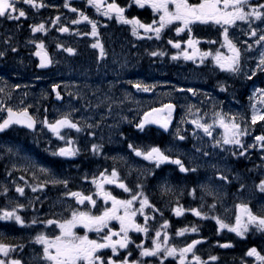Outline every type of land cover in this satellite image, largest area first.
I'll list each match as a JSON object with an SVG mask.
<instances>
[{
    "label": "flooded vegetation",
    "instance_id": "flooded-vegetation-1",
    "mask_svg": "<svg viewBox=\"0 0 264 264\" xmlns=\"http://www.w3.org/2000/svg\"><path fill=\"white\" fill-rule=\"evenodd\" d=\"M42 2L46 5H57L58 7L46 6L34 9L30 6L21 5L27 12L26 18H20L19 21H16L0 17V51H5L6 53L4 57H0V88L4 89V93L9 90V87L4 83L11 84L15 82L16 77L13 72L17 68L24 70L26 67L39 73L35 80L40 87H47L48 85L51 87L53 83H56L60 86L58 90L61 92L60 99H55L54 95L49 97L41 95L39 102L26 103L22 99L15 100L13 95H10V99H7L9 95L2 96L0 93V97L5 98L14 107H19L21 104L28 106L30 114L37 121L34 129H28L17 124L11 125L8 129L0 132V144L3 141H9L11 133L15 131L19 139L23 140L22 143L28 145L29 141H33L31 143L32 147L29 148L31 149V155L35 157L38 164V174L32 177L23 169L24 165L16 167V169L13 168L10 160L5 156L4 149L0 147V209L6 207L11 209L17 203L23 204L24 207L17 209V213L22 216L26 224V226L22 227L10 221L3 224L0 223V240L5 243L24 245L22 248L17 247L12 253V256L21 259L23 264H42L38 258V254L42 253V245L36 244L32 237L40 230L54 235L58 232V229L54 225L32 224L30 221L35 219L39 222L48 218L63 219L70 215L72 208L79 207L81 210H88L92 207L87 201L84 205H77L74 197L64 195V193L69 191H81L85 195L90 192L93 193L94 199L98 201L95 210L99 211L104 202L102 198L94 195L95 186L91 182L92 177H98L101 171H105L106 175H110L112 168H116L119 173V179H122L129 188L135 189L136 185H143L142 190L149 197L151 204L159 209L158 212L146 209V213L150 217L148 220V234L130 231V236L135 241L128 248V252L132 254L130 258L137 259L139 257V249L136 245L141 240L144 241V246H151L152 236L165 219L169 221L167 229H164V231L169 233L168 243L178 248L183 247L187 243V236L190 237V234L185 232L178 236L176 232L178 229L188 227L191 222V219L187 217V173L180 172L178 166L171 162H164L156 166L154 162L147 161L142 156H136L128 148V144L132 143L134 146H141L145 150L147 146L151 145H157L163 150L170 149L171 134L178 119V108L177 112L171 117L169 130L164 131L152 125H146L144 130L141 131L135 127V123H138L139 118L147 108L144 109L141 102L137 103L133 97L129 99L128 95H121L119 88L114 89V95H109L108 91L104 92V89H101L100 95L97 93L90 95L88 99L83 100L84 102L80 100L81 96H74L77 99H74V101L79 104L84 103L83 105L87 106L90 116L88 125H93V127L82 126V130L72 132L73 135L69 132L70 138L74 141L73 146L79 149L75 156L70 157L53 154L57 148L65 144L61 140L60 143H56L53 138L48 140L47 134L51 133V131L41 123L45 117L48 119L51 116L52 113L50 111H52L53 107L63 106L67 102V95L62 88L63 82L66 80L63 71L69 67L76 68L77 64L82 63L81 66H83V64L87 63L91 69V74L100 76L89 79L92 85L99 84L98 89L107 86L108 82H114V85L116 83V86H120L122 85V80H116L114 75L120 69L119 64L124 65L125 52L128 51L129 46L138 55L142 71L143 67L154 60L149 56V53L154 51L153 43L148 42L145 44L144 39L145 36L149 37L153 34L145 35L143 30L140 29L141 35L135 37L131 33V26L122 22L118 23L114 14L111 18L104 17L102 13H97L91 5H86V0H69L73 7L84 10L90 18L98 21L99 39L106 53L101 57L99 49L91 47L95 43L93 37L76 35V32L71 30L68 33L57 31L59 26L67 25L70 29L87 33L90 31V25L86 21L72 25L70 22L76 18V14L63 7V0H42ZM105 2H111V0H105ZM116 2L121 6H125L129 3V0H116ZM251 2L257 3L260 0H251ZM58 13L61 19L57 25H52L51 19ZM125 15L129 18L136 16L145 23L150 22L153 18L158 19V16L154 17L149 6L146 5L144 8H139L134 3L131 7L126 8ZM39 22L45 23L48 29L47 32H31L29 25ZM215 29L211 26V22L208 24H197L193 27V35L200 38L202 34L210 33L215 31ZM163 31L164 34L160 39L155 38V43L161 42V49L166 50L168 53L171 52V46L167 43L169 39L173 41L179 39L183 42L188 38L186 31L177 34L174 31V26H169ZM6 37H11L9 44L5 43ZM33 40L44 41L45 51L52 60V63L44 68L37 67L39 57L34 55L36 48L33 43H30ZM202 41L204 42V39L200 38L198 48L204 51L203 47L205 45ZM57 44H61L64 47H73L76 52L73 54L67 53L62 48H57ZM183 47L182 43L180 50H183ZM11 48H16V51L12 52ZM172 51L174 52L171 55L178 50L172 47ZM175 64V61L169 62V68L172 69ZM204 66L206 67L204 82L213 83L218 76L213 72L211 61L207 60ZM108 69L110 74L105 79L103 76ZM53 70H61L57 74L56 79L48 78L47 72ZM143 75L142 72L141 76L143 77ZM21 79H24V74L21 75ZM124 86L127 87L125 89L133 87L132 84L128 86L127 78H125ZM232 87L234 89L233 101L237 102L236 98L240 97L245 101L251 100L253 102L251 97L255 89L257 87L264 88V85L259 84L257 86L255 79H250L244 87H241L237 82L233 83ZM135 93L136 91L132 90V94ZM258 102L257 100V108L264 111V106ZM243 107L245 109L243 114L235 117L237 122L247 121L248 134L242 138L245 146H247L253 143L256 135L264 134V121H257L255 125H252V109ZM4 115L6 113L0 112V118ZM48 121L50 122V119ZM97 121H99L98 125ZM216 128L219 135H221L223 129L219 125H216ZM39 131H42V133L40 134ZM89 131L93 132L94 135H88ZM63 132L64 129L61 130V134ZM186 135L185 133V145L187 146ZM152 136H154L153 141H151ZM93 143L101 146L98 153H94L91 150V144ZM210 143H205L202 149V152L208 151L211 153L210 157L202 155V175L204 178L203 184L206 185L207 182H210V188L215 185V190L211 194H209L211 191L206 193L209 189L206 186L204 194L205 205L202 211L208 213V218L196 219L200 229L199 238H207L200 243V256L204 260H207L209 255L218 257L217 261H209V264H241L242 258L247 261V264H252L254 258L245 257V253L249 247L253 246L264 253V234L255 231L254 228L250 229L244 237H239L227 229H222L218 233L216 222L211 217L219 216L227 223H234L235 205L237 203H247L254 213L264 215V193H261L256 187L259 181L264 179V161L261 160L264 151L257 145L255 148L249 149V152L243 157H232L220 148L213 150L212 142ZM227 147L230 150H236L232 146ZM166 154L176 157V153L172 149ZM179 158L187 167V158L180 156ZM208 161H210V167L208 166ZM212 164H217L218 169H213L211 167ZM41 166L48 168L50 170L49 173L40 172L39 168ZM217 170L227 175L228 181H220L216 176ZM85 176L88 179L85 180ZM15 179H19V182L28 183V189L24 191L25 194L23 196L15 194L17 185L16 182L13 183ZM53 179H66L68 184L65 187L63 184L48 183V181ZM40 183L45 184L43 189L36 187ZM240 184H244L245 187L241 189ZM5 187L8 189L6 195L3 192ZM105 187L118 198H128V193H125L117 185L106 184ZM33 188H36V190L33 191ZM16 196L19 197L20 202L16 201ZM214 199L215 207L209 212L208 205L213 204ZM177 205L185 209L181 216H176L171 211ZM134 207H139V203L136 202ZM137 222L144 223L143 216L138 214ZM111 226L118 228V223L112 222ZM77 230L83 234L79 226ZM89 235L91 238H95L94 233ZM162 237L163 231L161 240ZM217 241L220 243L231 242L232 246L221 248L217 245ZM102 254L112 255L110 249L102 250ZM126 254L127 252L121 249L114 258H122ZM139 259L143 261V264H158L159 257H139ZM176 260V257H167L165 264H176Z\"/></svg>",
    "mask_w": 264,
    "mask_h": 264
},
{
    "label": "snow or ice",
    "instance_id": "snow-or-ice-1",
    "mask_svg": "<svg viewBox=\"0 0 264 264\" xmlns=\"http://www.w3.org/2000/svg\"><path fill=\"white\" fill-rule=\"evenodd\" d=\"M135 4L139 8H144L146 5L150 7L154 17L158 16V19L153 18L150 22H142L138 17H127L125 11L127 7H131ZM21 5L30 6L31 8H44L46 6L58 7L57 5H46L42 0H0V17L8 20L19 21L20 18H26L27 12ZM86 5H91L97 13H102L104 17L111 18L113 14L118 23L122 22L131 26V33L135 37L141 35L140 29L143 30V34L149 33L155 35L157 39L161 38V33L164 29L170 25L174 26V31L179 34L181 32L187 33V39L183 42L179 39L173 41L169 39L167 43L172 45L173 48L178 51L172 55L171 59L176 60L183 57L184 60L195 61L199 58L200 63H203L206 57H211L214 64L219 68L227 70L232 73H237L241 70V48L233 42L229 37V27L235 25L237 22H245L248 27L246 35L253 38L255 44L264 46V27L253 26L254 22H259V25H264V0L260 2L252 3L251 0H129V3L125 6H121L116 0L111 2H105V0H86ZM63 7L70 12L76 14V18L71 20V24L75 25L81 21H86L90 25V31L87 33L78 32L75 29H70L67 25H62L57 28V31L61 33H68L70 30L75 31L76 35L91 36L95 39V43L91 45L94 49H99V55L103 57L106 53L104 47L99 39L98 21L90 18L86 12L80 8L73 7L69 0H63ZM61 17L58 13L51 19L52 25H57ZM209 22L219 25L222 28L220 35L222 36V47L226 48L227 54L217 48L215 52L212 50L201 51L198 48L200 38L194 37L193 27L197 24H208ZM178 25V26H176ZM19 27V25H17ZM31 32H47L48 29L44 22H39L34 25H29ZM258 37V38H257ZM149 38H151L149 36ZM11 37L5 38V43L9 44ZM35 45L36 51L34 55L39 57V64L37 67L44 68L52 63L49 54L45 51L44 41H30ZM184 45L183 50L181 45ZM210 44H215L217 41H209ZM248 49L252 48V44L247 41L243 42ZM57 48H62L65 52L73 54L76 49L73 47H64L61 44H57ZM191 49V51H189ZM12 52L16 51V48H11ZM5 51H0V57L5 56ZM150 56H164V51L154 50L149 53ZM264 71V51L260 53L259 62L254 69H250L252 76L256 74V71ZM252 76H248L251 79ZM133 87L145 92H149L152 88L156 87L155 84L149 86L142 82H131ZM14 88H20L21 85L15 84ZM60 86L56 83L51 85L52 92L55 93L57 99L61 98V92L58 90ZM66 87V86H65ZM221 90H225V85L219 83ZM176 91H187L196 95V90L193 88H174ZM0 93H4V89L0 88ZM7 99H10V95ZM252 114L251 124L255 125L257 121H264V111L260 110L256 106V101L264 106V88H256L251 97ZM111 107V105H109ZM175 105L171 102L161 104L159 107H150L143 112V115L139 118L138 123H135V127L141 131L144 130L146 125L157 124L162 129L168 130L171 123L172 111ZM192 106L189 105V111ZM199 111V109H197ZM0 112L6 113L0 118V132L8 129L11 125H24L28 129H34L37 121L32 114H30L28 106L21 104L19 107H14L7 102L5 98L0 97ZM126 119V118H125ZM47 127L51 133L57 136L60 140H65V137L61 135V130L64 128L75 129L77 132L82 130V126L79 122H74L70 118V113H65L53 122H49L47 117L41 122ZM99 121H97V125ZM192 125H195V129H200L203 133L212 138V148L222 149L232 157H243L249 149L255 148L257 145L264 151V134H259L254 137V141L251 144L245 146L242 138L248 134L247 121L237 122L235 116H228L222 111L216 110L212 114L211 122H203L202 118L197 117L191 121ZM219 125L223 132L220 136H213L212 129ZM92 128L93 125H88ZM194 129V132H195ZM88 135L93 136L94 133L89 131ZM121 135H123L121 133ZM176 135L179 140H184L185 136L179 135V129H177ZM74 141L69 137L65 140V146L59 147L53 153L62 157L75 156L79 149L74 147ZM232 146L236 150H230ZM100 145L91 144V150L94 153H98ZM128 148L134 152L136 156H142L145 160L154 162L156 166L163 164L164 162H171L177 165L180 172H196L195 167L189 168L185 166V163L179 158V156L173 157L169 153L171 149L163 150L157 145L147 146L146 150L141 146H134L132 143L128 144ZM197 152H201V149H196ZM204 157H210L211 153L203 151ZM261 160L264 161V155L261 156ZM213 169H218L217 164H212ZM39 171L42 173H49V169L41 166ZM216 176L220 181H228V176L221 171H216ZM23 179V177H21ZM84 179H88L87 176ZM95 186L96 197L102 198L104 204L99 211H96L98 201L94 199L93 193L85 195L81 191H69L64 193L68 197H74L77 205H84L85 202L92 207L88 210H81L79 207L72 208L70 215L64 219L48 218L44 221H37L33 219L30 223H42L44 225H54L58 232L54 235H50L44 231L38 232L32 239L36 244L42 245V253L38 254V258L42 264H143V261L139 257H159L158 264H165L167 257H176V264H209V261H217L218 257L209 255L207 260H204L200 255H197L195 248L200 244L202 240L207 239L201 237L199 239H193L191 242L186 243L183 247H176L168 243L169 233L164 231L169 225L167 219L163 220V224L155 231V234L151 238V246H144V241L141 240L136 247L139 249V257L137 259H131V252H128V248L135 241L130 236L131 232L136 233H149L148 220L149 215L146 213V209L158 212L159 209L155 208V205L151 204L149 197L142 190L143 185H136L135 189L129 188L122 179H119V173L116 168H112L110 175H106L105 171H101L99 176H93L91 180ZM52 184H63L65 187L68 184V180L53 179L48 181ZM117 185L120 189H123L125 193H128L127 199L118 198L111 191L107 190L105 185ZM37 188L43 189L44 183L36 185ZM202 189L206 188V185L201 184ZM244 184H240V188L243 189ZM256 187L261 193H264V179H261ZM36 188H33L35 191ZM170 190V189H166ZM17 193L24 194V188L17 185L15 188ZM6 195L8 189H3ZM195 189H192V193ZM211 194V193H209ZM138 202L139 207H134V204ZM110 204V206H109ZM23 204L17 203L11 209H0V220L9 221L14 220L18 225H24L25 220L17 213V209L23 208ZM204 206L199 208L193 207L188 209L196 217L208 218V213L202 211ZM215 207V199L213 204L208 205L209 212ZM236 213L234 223H227L219 216H212L211 219L215 220L217 225V232L222 229H227L230 232L235 233L239 237H244L250 229L264 234V215L256 214L252 211L247 203H237L235 205ZM176 216H181L185 209L177 205L171 209ZM138 214L143 216L144 223H138ZM162 215V214H161ZM112 222L118 223V228L112 227ZM78 226L82 230L83 234L78 231ZM163 231L162 240L161 235ZM198 229L195 225L191 228L185 227L178 229L176 235H182L185 232H197ZM90 233L95 234V238L90 237ZM217 245L221 248L231 247V242L220 243L217 241ZM24 245H17L12 243H5L0 240V264H23V261L19 258L12 256L13 251L17 247H23ZM110 249L112 255L102 254V250ZM125 250L126 255L122 258H114L119 250ZM162 250V251H161ZM189 254L191 259L189 260ZM245 257L254 258L252 264H264V253L258 250L257 247H249L245 253ZM241 264H247V261L241 259Z\"/></svg>",
    "mask_w": 264,
    "mask_h": 264
},
{
    "label": "rangeland",
    "instance_id": "rangeland-1",
    "mask_svg": "<svg viewBox=\"0 0 264 264\" xmlns=\"http://www.w3.org/2000/svg\"><path fill=\"white\" fill-rule=\"evenodd\" d=\"M211 26L213 28H216L215 31L206 33L204 35L202 34L200 36L202 40L204 39V42L202 41L205 45L203 47V50H212L213 52H215L217 48H220L221 51L227 54L226 48L222 47V36L220 35L222 31L221 26L215 25L213 23H211ZM253 26L264 27V25H259V22H254ZM247 31V24L242 21L237 22L235 25L229 27L230 39H232L233 42L236 43L242 51V67L241 70L237 73H232L219 68L216 64L213 63L211 57H206L203 63H200L199 58H197V60L195 61L184 60L183 57L173 60L171 59V57L175 53L171 55V53L174 52L172 51V45H170V53H168L166 50L161 49V42L155 43V35H151V38L145 36V44H147L148 42L153 43L152 45L154 50L164 51L165 55H158L159 57L151 56L154 60L150 61L149 65L143 67L142 71L138 55L134 53L129 46L128 51L125 52L126 55L124 59V65L119 64V62L117 61L120 69H118V72H116L114 75V78H116V80H122L121 84L123 86H116V83L114 85V82H108L107 86L98 89L99 84L92 85L89 82V79L95 77L96 75L93 76V74H91V69L90 67H88L87 63L83 64V66H81L82 63L77 64L76 68L69 67L68 69L63 71V75L66 80L62 85V88L67 95V102L63 106L59 105L58 107H53L52 111H50V113L52 114L48 118L50 119V122H53L63 114L70 113V118L74 122H79L81 126H87L90 119L87 111V106L83 105L84 103L79 104L74 101V99L76 98L74 96H81L80 100L85 101L89 98L88 96L90 95L96 93L100 95L101 89H104V92L108 91L109 95H114V89L119 88L118 90H120L121 95H128L129 99L133 97L134 100L137 101V103L141 102V105L144 109L150 107L151 105H154L157 102H163L165 100L177 102L179 106L178 119L175 129L171 134V145L169 146V148L176 153V156L187 158V167H195L197 169L196 172H187V217L191 219L188 228H191L193 225H195L198 229L197 232H187V234H190V237L187 236V243L191 242V240L193 239H199L200 237L199 225L198 222H196V219L198 220L200 217H196L194 214L188 211V209L193 207L199 208L201 205H205V188L202 189L200 187V185L203 184L204 181L202 175V151L197 152L196 149L202 150L205 146V143L212 142V138L206 136L202 130L195 129V125H192L191 121L193 119H196L197 117H200L202 118L203 122H211L212 114L216 110L222 111L227 115L231 114L232 116H239L242 115L245 111L243 106L247 107V109H252L253 102H251V100L245 101L239 97L236 98L237 102L233 101L234 89L232 87V84L235 82H237L241 87L246 86L248 80H250L248 79V76H252L250 69H254L256 67V64L259 62L260 53L264 51V46L255 44L253 42V38L246 35ZM163 34L164 31H162L161 36ZM209 41H217V43L210 44ZM244 41L252 44V48L248 49L247 46L243 43ZM207 60L211 61L213 65V72L218 76V78L213 83L204 82L206 69L204 64ZM167 61L168 64L169 62L175 61L176 64L172 68V71L169 69ZM109 69L104 74L103 78H108L110 74ZM60 72L61 70L49 71L47 72L48 78L56 79L57 74H59ZM142 72L144 74L143 77L141 76ZM13 73L16 77L15 82L11 84H7L6 82L4 83L9 87V90L6 93H1L2 96L13 95L15 100L22 99V101L26 103L34 101L39 102L41 95H46V97H49L53 94L51 92L50 85H48L47 87H40L36 82L35 77L39 76L38 72L29 70L26 67L24 68V70H22V68H17ZM22 74H24V79H21ZM96 77L100 76L97 75ZM125 78H127L128 86H130L129 81H131L133 83L142 82L149 86L155 84L156 87L152 88V90L149 92H145L142 89L138 90L135 87H128V89H125ZM251 79H255V83L257 86L259 84L264 85V71L257 70L256 74L252 76ZM219 83H223L225 85V90L220 89ZM15 84H19L21 85V87L18 89L14 88L13 86ZM174 88H193L194 90H196V95H193L192 93L187 91H176L174 90ZM132 90H135L136 93L132 94ZM189 105L192 106L191 111H189ZM197 109H199V111H197ZM177 129H179V135L184 136L185 133L187 134V146L185 145V139H178V136L176 135ZM75 131V129L66 127L64 128V132L61 135H63L65 137V140H67L70 137L69 132H71V134L73 135ZM212 131L213 136H220L216 126L212 129ZM39 133L41 134L42 131H39ZM11 136L9 141H3V143L0 144V147L4 149L5 156L10 160V164L13 168L16 169V167L24 165L23 169L26 170L27 174H30L32 177H34L36 174H38V164L35 160V157L31 155V149L29 148L32 147L31 143H33V141H29L28 145L26 143H22L23 140L19 139L18 134H16L15 131L11 133ZM47 138L48 140H51L53 138L54 142L60 143V139L52 133L47 134ZM65 140L61 141H63V143L65 144ZM208 166L210 167V161H208ZM188 181L190 184L188 183ZM15 182L17 185L23 187L24 191L28 189V183L19 182V179H15L13 183ZM206 186L209 187L206 193H208V191H211L210 193H212L215 190V185L214 187H212L213 189L210 188V182H207ZM192 189H195L194 193H192ZM15 194L23 196L25 192L23 195L17 192H15ZM16 201L20 202L18 196H16ZM65 218H67V216ZM9 221L17 226H26V224H16L14 220ZM5 222L8 221L0 220V223L2 224ZM39 232H41V230ZM195 251L197 255H200V244L196 245ZM189 259H191V254H189Z\"/></svg>",
    "mask_w": 264,
    "mask_h": 264
},
{
    "label": "water",
    "instance_id": "water-1",
    "mask_svg": "<svg viewBox=\"0 0 264 264\" xmlns=\"http://www.w3.org/2000/svg\"><path fill=\"white\" fill-rule=\"evenodd\" d=\"M56 97V96H55ZM167 103H169V102H167ZM173 105H175V103L174 102H171ZM166 104V103H165ZM154 107H159V106H154ZM175 110H176V105H175V107H174V109H173V111H172V113H174L175 112ZM152 126H155V127H158V128H160V129H162L159 125H157V124H151ZM19 126H22V127H25V128H27L26 126H24V125H19ZM164 130V129H163Z\"/></svg>",
    "mask_w": 264,
    "mask_h": 264
},
{
    "label": "trees",
    "instance_id": "trees-1",
    "mask_svg": "<svg viewBox=\"0 0 264 264\" xmlns=\"http://www.w3.org/2000/svg\"><path fill=\"white\" fill-rule=\"evenodd\" d=\"M153 139H154V136H152V140L151 141H153Z\"/></svg>",
    "mask_w": 264,
    "mask_h": 264
}]
</instances>
